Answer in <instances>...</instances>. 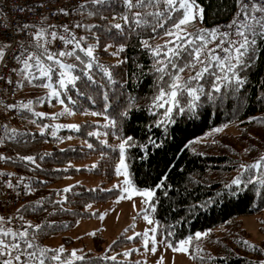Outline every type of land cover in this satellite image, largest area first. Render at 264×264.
Returning <instances> with one entry per match:
<instances>
[{
	"label": "trees",
	"instance_id": "obj_1",
	"mask_svg": "<svg viewBox=\"0 0 264 264\" xmlns=\"http://www.w3.org/2000/svg\"><path fill=\"white\" fill-rule=\"evenodd\" d=\"M197 2L204 10L197 29H211L229 22L237 10L235 0ZM84 5L85 25L93 26L90 29L84 28V35L95 32L99 37L100 46L95 50L96 58L101 64L111 66L115 84H109L102 72L94 69L97 83L79 81L77 86L84 95H78L75 91L68 93L76 102L74 105L66 96H61L64 99L63 106L72 108V114L90 110L114 117L123 135L134 137L133 146L126 148L131 184L139 189L155 188L158 183L163 185L155 189L152 201L156 204L155 210H147L157 227V240L162 241L168 230L174 232L169 238L171 240L195 231H204L207 233L205 236L199 240L193 237L188 245V257L195 264H256L264 260V223L259 224L262 240L256 244L251 242L242 224L243 217L264 213V185L256 181L249 182L251 175H258L257 171L251 169L240 173L246 186L240 187L238 193L235 192V186L232 189L224 187L240 172L241 164H251L264 156V38H257L256 52L251 63L240 68V74L244 77L241 85L234 89L222 86V91L214 93L212 101L201 97L198 114L177 115L175 123L169 124L165 132L164 127L153 123L154 115L146 108V98L152 95L153 75L148 71L152 59L150 53L141 47V39L154 37L149 41L154 46L161 44L167 36L160 29H157L159 34L152 33L150 29L130 32L127 25L122 34L117 33L111 26L122 23V0H105L103 7L92 5L90 1ZM90 12L94 14L90 15ZM109 32L114 35H107ZM89 43L93 41L89 40ZM121 43L125 45L123 50L118 47ZM105 45H109L113 52L105 48ZM113 53H117L114 55L115 61L108 59ZM182 75L187 77L190 72L185 70ZM56 86L53 83V87ZM34 88L38 92L42 89L27 84L24 86L28 96L31 94L29 99L40 97L45 100V103H34V111L49 113L47 110L51 103L46 99V94H32ZM205 90L213 91L207 81ZM105 95L111 100V106L107 109L104 107ZM128 96L136 97L140 107L132 109L131 115L121 121L119 112ZM51 102L52 105L59 103L55 97ZM60 117H39L24 110L23 124L15 128L18 131L17 137L9 140L4 135L0 148L3 157H7L4 158L7 170L29 178V185L33 189L27 192L25 207L21 208L20 214L33 223L51 222V227L39 233L38 239L42 245L49 237L71 230L77 220L97 216L98 211H86V205L105 204L120 193L118 189L103 190L75 185L63 192V198L59 199L62 191L55 186L68 175L88 172L99 176L102 185L112 181L116 174L119 149L113 150L109 145L118 144H103L95 135L89 136L88 133L97 128L110 138L122 134L117 131L113 135L111 125H98L90 121L81 122L79 129L53 128L52 125H56ZM225 124L227 127H221ZM43 125L49 127L41 133L39 127ZM216 127H221V131H212ZM53 131L56 132L55 136L51 135ZM67 135L85 140L92 148L73 145L58 147L60 136ZM149 136L156 141V146L149 145L142 150L139 145L147 144ZM196 137L200 140H195ZM188 141L193 143L188 144ZM47 145L50 146L48 149ZM24 155H33L35 164L21 160L20 157ZM92 155L97 156L94 167H65L69 162ZM165 176L167 179H162ZM41 198L43 202L38 204ZM138 238H134V241ZM243 240L255 245L256 249L244 246ZM115 242L108 251H119L130 240L123 233ZM102 243L104 239L101 236H94L96 251L102 250ZM83 255L87 260L77 261L76 264H141L135 261L104 260L94 252Z\"/></svg>",
	"mask_w": 264,
	"mask_h": 264
},
{
	"label": "snow or ice",
	"instance_id": "obj_2",
	"mask_svg": "<svg viewBox=\"0 0 264 264\" xmlns=\"http://www.w3.org/2000/svg\"><path fill=\"white\" fill-rule=\"evenodd\" d=\"M87 3L89 0H85V4ZM90 3L103 7L105 0H90ZM235 3L237 11L233 21L228 25V30L221 31L216 27L211 29L200 28L189 32L187 31L188 25L192 21L203 18L204 10L197 0H122L123 14L120 17L122 23H115L111 26L117 30V33L122 34L124 26L127 25L130 32L150 29L152 33H157V29H160L163 35L169 37L162 44L154 46L149 42L154 37L149 36L147 39H141V47L150 53L152 59V65L148 69L153 75L152 95L146 98V108L154 115L153 123L156 126L164 127L165 132H167L169 124L175 123L177 115L189 113L195 116L198 114L197 110L200 106L201 97H207L208 101H212L214 93H220L222 86L234 89L244 82L240 68L251 63L256 52L257 38H264V0H235ZM40 6L42 7V5ZM84 6V4L81 5L82 8ZM25 10V7L19 9L20 12ZM59 11L67 12L64 8H60ZM89 14L94 13L90 12ZM0 16L7 20V14L2 10H0ZM46 19L41 17L42 22L39 24L25 22L16 26L15 33L23 34V39L9 37L0 40V62L5 61L6 57L10 56L15 65L11 68V73L6 76L9 85L14 83L17 88H22L27 84L32 87L50 89L49 97L54 96L63 105L64 99H61V96H66L74 105L76 102L68 93L75 91L78 95H84L80 92L77 84L81 80L86 84L97 83L93 75L94 69H99L109 84H115L111 66L101 64L96 58L95 50L99 48L100 44L99 37L95 32L90 35L77 36L67 24L61 25L60 28L63 31H60L56 25L47 24ZM166 25H168L167 28ZM5 27L8 25L5 24ZM75 27L90 29L93 26L77 24ZM107 35L113 36L114 34L109 32ZM89 40L93 43H88ZM57 41L61 42L63 46L55 48L54 42ZM107 47L109 45H105V48ZM118 47L123 50L125 45L121 43ZM116 54L113 53V55ZM4 66L8 67L6 64ZM137 67L140 68L141 66L137 65ZM185 70L190 72L187 77L182 75ZM11 74H15L17 77L15 81H13ZM205 81L211 85L213 91L205 90ZM53 83L57 86L53 87ZM88 98L92 99L91 96ZM136 99L134 96L126 98L122 110L119 112L121 121L131 115L132 109L140 107L136 103ZM104 101V107L109 108L111 100L107 95H105ZM34 103H45V100L40 97L22 99L16 103H7L5 107L7 109L26 110L39 117L51 115L53 119L58 115L65 113L71 115L73 113V109L67 106L60 113L36 112L33 109ZM107 125H111L113 135L117 131L122 133L116 118L107 117ZM47 127L49 125L40 126L39 131L44 133ZM52 127L56 129L60 127L79 129L80 126L73 123L57 124L52 125ZM150 127L151 125H149ZM221 127H227V125ZM221 127H216L212 131L219 132ZM4 128V135L7 139L11 140L17 137V129L8 128L7 125ZM51 135L55 136L56 132L53 131ZM88 135L99 136L100 133L94 131L89 132ZM104 135L106 136L107 133ZM117 139H119L118 145H109L113 150L119 149V161L115 166V171L117 175H120L123 169L124 184L129 185L131 181L128 178L126 148L133 146L134 137L122 133ZM147 140V144L139 145L142 150L147 149L149 145L156 146V141L151 136ZM195 140L199 141L200 138L196 137ZM0 143H3L2 137H0ZM101 143L107 144V140H102ZM192 143L193 141H188V144ZM88 147L92 148V145L89 144ZM0 158L7 157L0 156ZM20 159L33 164L36 162L33 155H24ZM251 169H255L258 175H251L249 182L256 181L264 185V156H261L251 164H241L240 172L224 185L225 189H232L235 186V192L238 193L240 187L246 186L240 173ZM7 175L11 177L14 174L8 173ZM18 179L24 181L26 178L18 177ZM162 179H167V177ZM6 184L9 188L12 187L11 180L6 181ZM162 186V183H158L155 188L124 187L122 193L131 192L133 195L139 193L145 197L144 203L154 211L156 204L152 201L155 189ZM69 187H65L63 191H69ZM23 188L26 192L33 191L27 183H24ZM257 194L260 193L257 192ZM42 202L43 198L37 203ZM88 206L86 205V207ZM24 207L21 205V208ZM141 211L145 212L144 220L150 224L153 223L147 211L143 208ZM16 216L27 226L13 228L12 224L16 217L11 215L0 216V264H76L77 261L84 262L87 260V257L78 254V250L75 248L69 252L62 244L58 247L40 244L39 233L43 232L45 228L51 227V222L33 223L25 220L24 216L20 214V209L16 210ZM101 218L103 217L101 216ZM156 223L158 225V222ZM169 228L171 229L172 226ZM206 234L204 231H195L188 236L171 240L169 238L174 235V232L168 230L163 240L158 241L157 227L154 226L150 230H144L142 243L146 251L149 250L150 243V250L153 253L157 251L158 243L161 242L166 243L167 247L172 248L173 251L188 252L189 248L186 245L191 244L193 237L199 240ZM138 235L140 234L133 233V236ZM132 238V236L127 237L128 240ZM242 243L248 248L256 249V246L247 240H243ZM131 251L133 249H126L123 255L127 257ZM209 258L211 259V257ZM103 259L115 260L116 256H104ZM162 261L163 256L155 264H162ZM256 264H264V260H259Z\"/></svg>",
	"mask_w": 264,
	"mask_h": 264
},
{
	"label": "rangeland",
	"instance_id": "obj_3",
	"mask_svg": "<svg viewBox=\"0 0 264 264\" xmlns=\"http://www.w3.org/2000/svg\"><path fill=\"white\" fill-rule=\"evenodd\" d=\"M198 20L192 21L188 25L187 31L193 32L194 30H196L199 27ZM168 39L169 37H165L160 43L162 44L163 41ZM107 49L113 52L112 48L107 47ZM108 59L115 61L113 54ZM42 92L46 94V99L51 103L47 110L49 113H60L61 111H63L64 106L62 104L57 103L56 105H52L51 99L54 96H48L50 89L42 87L41 91L38 92L34 88L32 94H41ZM22 94L27 99H29V96H31V94L28 96L27 90L25 89H23ZM93 113L94 112L90 110L71 115L65 113L64 115H61L60 118H58L59 120H57L55 124L67 125L74 123L79 125L81 122L90 121L98 125H106L107 116L105 114L94 115ZM94 131H98L100 133L99 136L95 135L96 138H98L100 141L107 140V143L119 144V140L117 138H110L108 135L105 136L104 131L94 128L91 132ZM67 145L88 146L89 144L85 140H82L77 136H60V140L57 143V146L64 148ZM46 147L48 149L50 146L47 145ZM96 161L97 156L92 155L80 161L69 162L65 167H73L75 169L89 168L94 167ZM118 161L119 159L117 160L116 164L118 163ZM123 171L124 170L122 169L120 175H117L116 173L112 181L106 183L105 185H102V181L99 176L88 172H78L76 174L68 175L61 182H59L55 186L57 189H60L62 191L59 199L63 198V189L65 187L70 186V189L75 185H82L86 188H101L103 190L118 189L120 193L117 197L111 199L105 204H91L88 207H85V210L89 212L98 211L97 216L90 218H81L77 220L76 224L71 230L49 237L45 240L43 245L48 247H58L62 244L64 248L69 252L75 248L78 250V254L94 252L96 256L101 257H111L115 255V260L135 261L140 262L141 264H145V262H147V264H155V262L161 256H163L162 264H195L189 259L188 252L173 251L172 248L167 247V245L163 244L162 242L158 243L157 251L154 253L150 250V243L149 250H145L142 243L143 232L145 229L150 230L155 226V223L150 215L149 216L152 219L153 223L150 224L148 221L144 220L145 212L141 211V209L143 208L145 211L149 209L148 205L144 203L145 197L141 196L139 193L135 195H133L131 192L127 194L122 193V189L124 187H134L132 184H124ZM101 216L103 218H101ZM261 222L264 223V213L242 218L243 227L249 233L250 240L254 244L259 243L262 240V235L259 231V224ZM134 232L139 233L140 235L133 236ZM123 233L126 238L129 236H132L133 238L119 251H108L110 245ZM96 235H99L104 239L101 251H96L95 249L94 236ZM136 237L139 238L137 241H134V238ZM186 247H188V245H186ZM126 249H133V251H131L127 257L123 255V252Z\"/></svg>",
	"mask_w": 264,
	"mask_h": 264
},
{
	"label": "built area",
	"instance_id": "obj_4",
	"mask_svg": "<svg viewBox=\"0 0 264 264\" xmlns=\"http://www.w3.org/2000/svg\"><path fill=\"white\" fill-rule=\"evenodd\" d=\"M90 1V0H89ZM85 4V0H0V10L7 14V20L0 16V40L7 39L9 37H15L16 39H23V34L15 33V27L25 22L28 23H41V17H45L47 24L56 25L60 28L61 25L67 24L77 36L83 35V27L76 28L75 25H84L82 18V7ZM42 5V7L40 6ZM25 7L24 12H20L19 9ZM60 8L67 10L66 13L59 11ZM28 9H31L30 11ZM237 11V10H236ZM236 13V12H235ZM233 21L221 23L218 27L221 31L228 30V25ZM5 24L8 27H5ZM215 27V28H216ZM60 31H63L60 28ZM62 43L54 42L55 48L62 47ZM8 65L5 67L4 65ZM15 66L11 57L7 56L5 61L0 62V137L3 138L5 128L21 127L24 119L23 110L7 109L5 105L7 103H16L20 100H27L23 96V87L17 88L15 84L9 85L7 83L6 76L11 73V68ZM13 81L17 79L15 74H11ZM2 143H0L1 147ZM0 156L2 154L0 153ZM5 168L4 158H0V216H14L16 217L13 228H20L24 226L23 221L16 216V210H21V205H24L27 192L24 190V183L29 184L30 180L25 177L24 181H20L18 177H24L17 173L9 177ZM12 181V187L9 188L6 181Z\"/></svg>",
	"mask_w": 264,
	"mask_h": 264
}]
</instances>
